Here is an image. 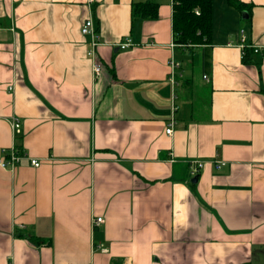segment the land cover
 <instances>
[{"label": "crops", "instance_id": "0c3cea01", "mask_svg": "<svg viewBox=\"0 0 264 264\" xmlns=\"http://www.w3.org/2000/svg\"><path fill=\"white\" fill-rule=\"evenodd\" d=\"M211 2L183 46L173 0H0V264H264V0Z\"/></svg>", "mask_w": 264, "mask_h": 264}, {"label": "built area", "instance_id": "2783aa9c", "mask_svg": "<svg viewBox=\"0 0 264 264\" xmlns=\"http://www.w3.org/2000/svg\"><path fill=\"white\" fill-rule=\"evenodd\" d=\"M88 1H92V0H88ZM80 31L82 34L89 36L90 38V45L89 47L86 49V54L88 57L91 58L92 60V71L94 74H99L100 70H101V63L100 61L97 59V54H96V47L99 44V35L96 32L94 23H93V19L92 17H86L84 22L82 23L81 27H80ZM244 39L245 36L243 34V30L240 29V45L242 48H244ZM174 44V43H173ZM132 45V41L131 38L126 36L123 38V40L117 42L116 46L119 49H124L127 48L128 46ZM259 49L254 47L253 51L256 52ZM169 73H168V81L172 84L175 85L177 84V78L181 76L180 73V61L177 60L175 57L171 56L169 58ZM175 95L172 94V98H174ZM172 109H176V105L172 104ZM9 124L10 127L12 129V132L15 134H17L19 132L20 129V121L18 120L17 117L12 116L9 118ZM174 123V118L170 117L168 120V124L165 128V132L170 134L172 132V126ZM29 160L30 164L32 166H38L39 165V160L37 158H32V157H28L25 152H23L21 149L17 148L15 146V144H12L11 146H9V148H1V154H0V166L1 167H6V168H13L22 158H26ZM190 162V173L192 175L196 174L198 172V170L203 166L204 161L202 160H189ZM222 162L221 161H217L216 162V166L218 167ZM103 221L101 216H96L93 217L91 219V224L92 225H98ZM97 247H99L100 250L104 251L105 249L100 245H98Z\"/></svg>", "mask_w": 264, "mask_h": 264}, {"label": "trees", "instance_id": "16d2710c", "mask_svg": "<svg viewBox=\"0 0 264 264\" xmlns=\"http://www.w3.org/2000/svg\"><path fill=\"white\" fill-rule=\"evenodd\" d=\"M211 3V0H173L172 33L175 43L184 46L210 41ZM233 4L240 11L246 6L244 3ZM132 11L142 18H154L157 16V5L151 1L137 2L133 4Z\"/></svg>", "mask_w": 264, "mask_h": 264}, {"label": "water", "instance_id": "95a60500", "mask_svg": "<svg viewBox=\"0 0 264 264\" xmlns=\"http://www.w3.org/2000/svg\"><path fill=\"white\" fill-rule=\"evenodd\" d=\"M196 180H197V175H194V176L191 178V181H192V182H196Z\"/></svg>", "mask_w": 264, "mask_h": 264}]
</instances>
